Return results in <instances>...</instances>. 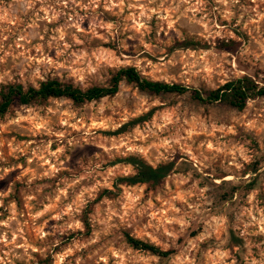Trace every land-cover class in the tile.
<instances>
[{"label":"clouds","instance_id":"9594fccd","mask_svg":"<svg viewBox=\"0 0 264 264\" xmlns=\"http://www.w3.org/2000/svg\"><path fill=\"white\" fill-rule=\"evenodd\" d=\"M0 264H264V0H0Z\"/></svg>","mask_w":264,"mask_h":264},{"label":"trees","instance_id":"16d2710c","mask_svg":"<svg viewBox=\"0 0 264 264\" xmlns=\"http://www.w3.org/2000/svg\"><path fill=\"white\" fill-rule=\"evenodd\" d=\"M50 87H51V85H50Z\"/></svg>","mask_w":264,"mask_h":264}]
</instances>
